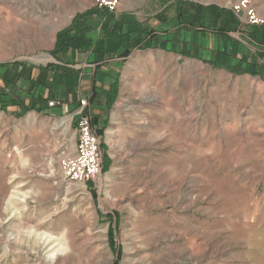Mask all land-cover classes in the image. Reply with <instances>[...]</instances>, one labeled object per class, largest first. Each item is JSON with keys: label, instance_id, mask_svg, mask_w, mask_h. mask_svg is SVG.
I'll list each match as a JSON object with an SVG mask.
<instances>
[{"label": "rangeland", "instance_id": "374dc122", "mask_svg": "<svg viewBox=\"0 0 264 264\" xmlns=\"http://www.w3.org/2000/svg\"><path fill=\"white\" fill-rule=\"evenodd\" d=\"M79 18L95 44L131 18L168 49L57 60ZM262 32L264 0H0V93L34 105L0 110V264H264V78L208 58L217 43L261 49ZM65 61L76 80L55 71L37 110L32 69ZM85 116L90 181L73 174Z\"/></svg>", "mask_w": 264, "mask_h": 264}, {"label": "trees", "instance_id": "16d2710c", "mask_svg": "<svg viewBox=\"0 0 264 264\" xmlns=\"http://www.w3.org/2000/svg\"><path fill=\"white\" fill-rule=\"evenodd\" d=\"M94 13L95 12L93 11L92 12L88 11L81 15L82 17L83 16L87 17L93 15ZM78 20L73 22L70 28L67 27L57 33V41L55 43L54 49L51 52L52 55L57 60L64 61V56L65 57L70 56L71 52H74V50L80 52L82 55L83 54L86 55V57H88L87 55L93 52L92 53L94 55L93 62H96L97 60L98 62H101L102 59L106 58L107 55L113 53H117L120 54L121 57L128 58V56L133 53L136 47L145 49L153 46L155 47L168 46L166 42L157 40V38L155 37L156 35L153 34V30H150L149 32L145 33L144 30L142 29V26L139 25L137 22L131 20V18L130 19L127 18V20L123 21L122 23L121 22H118L117 24L114 23L113 25H111L112 27H110V29H108L109 28L108 25L111 24V21L110 20L107 21L106 27L102 28L104 29V33L101 39H99L95 44L89 38L87 37H86L87 39L85 38V34L87 32L84 29H82L88 23L87 19L84 18L83 21L85 24L83 26L80 23V18ZM125 22L128 28L126 31L124 30V25H123ZM134 39L136 40L133 41ZM68 63L69 62L66 61L64 62L65 65H59V64L54 65L50 63L46 66H40L36 68V70L32 69V74L29 76V79L34 83V85L43 87L40 90L41 91L43 90L42 93H44L43 96L40 95V93H38L37 97L39 96L41 97L35 99V102L38 105L37 110H41L40 106L43 105L45 100L50 97V92H51L50 88H53V84L50 85V82L55 81V77H54L55 71L60 70L61 74H60L59 84L61 85H62L61 82L74 83V81L76 80V75L78 73L75 68L69 67ZM214 67L217 68L221 66L214 65ZM52 73H53V77L52 80H50V74L52 75ZM4 85H6V83ZM2 89L6 90L5 86L2 87ZM46 90L48 91V93H46ZM93 92L92 93L94 96L95 91ZM0 94H4L7 96L6 99H2V100L0 99V110L8 111V108H10L11 106H18L19 108L29 107L28 104L25 103L26 100H23L20 95L10 96L8 95L7 92L6 93L2 92ZM33 107L34 105L29 108H33ZM93 124L94 125L97 124V120L93 119ZM99 133L101 134L102 131H100Z\"/></svg>", "mask_w": 264, "mask_h": 264}, {"label": "crops", "instance_id": "0c3cea01", "mask_svg": "<svg viewBox=\"0 0 264 264\" xmlns=\"http://www.w3.org/2000/svg\"><path fill=\"white\" fill-rule=\"evenodd\" d=\"M256 37L258 38L256 42H259V43L261 42V44L263 45L264 35L260 37L259 36H256ZM234 39L235 38H233L232 41H234ZM250 46L251 45H248L247 43L243 47L237 45L230 52L229 46L224 47L223 43H220V46H218V43H217L215 47L210 46L211 51H208L209 53L208 58H211L212 61L215 60V62L222 67H229L230 71L233 73H236V74L251 73L252 75L261 73V75L264 78V46L261 49L255 48L256 50H254L252 46H251L252 48H250ZM217 49L229 51L230 53L228 52L227 54V56H229L228 59L225 54L222 57L218 53H212L213 50L215 51ZM93 85L94 83L85 85L83 92L85 94L92 93L94 91ZM59 89L61 88H58V91ZM61 93L63 97L67 96L68 98L67 97L66 98L71 101L72 95H70V91L68 88H67V95H64L63 94L64 92L60 91L59 94ZM70 104L72 107L71 102Z\"/></svg>", "mask_w": 264, "mask_h": 264}, {"label": "built area", "instance_id": "2783aa9c", "mask_svg": "<svg viewBox=\"0 0 264 264\" xmlns=\"http://www.w3.org/2000/svg\"><path fill=\"white\" fill-rule=\"evenodd\" d=\"M100 5H107L110 8H114L118 3V0H97ZM51 104H54L51 102ZM91 120L89 117H83L80 121V127L82 132L81 148L78 153L77 162L78 165H74L75 178L79 177L82 181H90L100 172L101 155L98 153L97 148L100 144V140L95 137L91 130ZM93 128V127H92ZM83 168V169H82ZM87 171V172H86ZM86 172V173H85Z\"/></svg>", "mask_w": 264, "mask_h": 264}, {"label": "bare ground", "instance_id": "6f19581e", "mask_svg": "<svg viewBox=\"0 0 264 264\" xmlns=\"http://www.w3.org/2000/svg\"><path fill=\"white\" fill-rule=\"evenodd\" d=\"M149 55H151V54H149ZM44 56H45V58H44ZM44 56H43V59H48L49 58V56H46V55H44ZM148 57L150 58L152 56H148ZM32 59L33 60H38V59H42V58H41V56H38V57H33Z\"/></svg>", "mask_w": 264, "mask_h": 264}]
</instances>
